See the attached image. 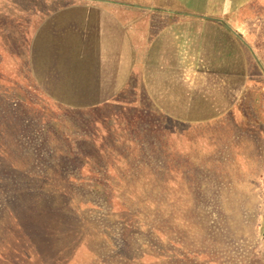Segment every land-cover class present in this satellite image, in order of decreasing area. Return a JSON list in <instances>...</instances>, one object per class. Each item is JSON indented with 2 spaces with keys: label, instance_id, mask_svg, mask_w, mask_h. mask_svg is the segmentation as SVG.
<instances>
[{
  "label": "rangeland",
  "instance_id": "rangeland-1",
  "mask_svg": "<svg viewBox=\"0 0 264 264\" xmlns=\"http://www.w3.org/2000/svg\"><path fill=\"white\" fill-rule=\"evenodd\" d=\"M34 1L0 0V9ZM7 10L0 17V264H264V27L250 36L237 26L245 41L234 51H226V38L217 51L204 41L202 57L185 46L178 56L169 37L149 51L140 32L128 87L116 100L77 106L35 89L29 50L15 34L19 11ZM148 51L156 57L146 58ZM246 103L249 126L237 109L246 115ZM86 157L95 161L86 165ZM183 165L182 174L173 172ZM130 167L170 172L154 187L151 176L128 179ZM159 200L161 207L150 206ZM120 202L132 214L166 220L173 241L177 217L194 227L179 235L183 246L162 241L148 228H126Z\"/></svg>",
  "mask_w": 264,
  "mask_h": 264
},
{
  "label": "crops",
  "instance_id": "crops-1",
  "mask_svg": "<svg viewBox=\"0 0 264 264\" xmlns=\"http://www.w3.org/2000/svg\"><path fill=\"white\" fill-rule=\"evenodd\" d=\"M28 5L33 77L63 105L116 100L138 67L140 32L149 51L169 37L178 43V56L185 46L202 57L204 41L217 51L219 39L226 38V51H234L245 41L237 26L246 25L250 36L264 27V0H35ZM149 51L145 57L154 59Z\"/></svg>",
  "mask_w": 264,
  "mask_h": 264
},
{
  "label": "trees",
  "instance_id": "trees-1",
  "mask_svg": "<svg viewBox=\"0 0 264 264\" xmlns=\"http://www.w3.org/2000/svg\"><path fill=\"white\" fill-rule=\"evenodd\" d=\"M30 3H33V2H29V3H20L19 2V3H16V4L14 3V5L13 4L12 5L8 4L9 7L7 8L9 10H10V8H12L14 10L18 9L17 11H19L18 12L19 21H18L17 26H16L15 34L19 35L17 41L24 42L27 45L26 46L28 48L27 50H29L30 39H31V36H32L33 28H34L32 20H30V17H31L30 14L32 12V10L29 9L30 6L28 5ZM4 8L5 7H3V9ZM7 9H4V10L0 9V17L1 16H5L6 11H8ZM1 22H2V20L0 21V35H3V34H5V30L3 29V27H5V23H3V22L1 23ZM1 37L3 38V36H1ZM28 53H29V51H28ZM35 89H40V87L37 85ZM247 106H248V104L246 103V107H245V108H247L246 109V115H245V112H244L245 110H243L240 105H238L237 109L244 117H246V126H249V124L251 123V119H253V117H252V115H250L251 113H249V110H250L249 108L250 107H247ZM156 128H157V126L155 127V129ZM158 128H160V127L158 126ZM160 130H162V127L160 128ZM0 150H3V149H0ZM3 154H1V155H3ZM130 155L132 157L128 156L129 159H133L135 161V160H138V158H140L141 153L137 152V153H133V154H130ZM64 156L68 157V154L67 155H63V157ZM71 157L72 156L69 155L68 159H71ZM64 159L66 160L67 158H64ZM86 159H87L86 165L87 164L89 165L90 163L95 161V159H93L92 157H86ZM8 167L13 172L19 173L18 170H17L18 168L16 166H14L13 163L9 164ZM183 168H184V165L181 166V167H177V168L173 169V172L174 171L175 172H180L182 174V171L184 170ZM112 170H114V172L117 171V169H111V170L108 169V170H105V172H110ZM167 170H165V168H161L159 173H158V176H157L156 173L153 170H152L153 173L151 172L150 169L149 170L148 169H144V170H141V171L134 172L132 170V168L130 167L129 169L125 170V173L129 172L128 179H131L133 177L134 180L138 179L139 176L141 178H145L144 180H147L151 176V183H152V185L154 187H156L157 185H159V186L161 185L162 186L163 184H165V182H167L166 178H164V177H166V174L168 172H170V170H168V172H167ZM118 176L121 177V176H123V174L119 172ZM68 177L70 178V176H68ZM158 178H160V179H158ZM122 179H124V178H122ZM107 182L109 183V180H107ZM164 202H163V200L154 201L152 203L150 202L151 203L150 206H153L155 209H157V208L161 207L164 204ZM160 204H162V205H160ZM118 205H119V208H120L118 216L120 217V220L124 223L123 225L126 228L130 227L131 229H135V230H138L140 228H148L149 231H152V233H155L156 235H158V237L160 239H162V241L169 242V243L170 242H175L178 246H183V243H184V241L181 240L182 237H180L179 235L182 234V236H183V233L185 234V232H188V233L190 232L191 233V231H192L191 229L194 227L189 222V220H187L186 218H183V217L182 218L181 217H177L178 219L174 218L177 221L176 224L178 226L177 227L178 230H175V231L176 232L178 231V233L176 235V240L177 241H173L174 239L171 237L172 233L168 232V230L165 229L166 220L164 221V220L160 219L159 218L160 216H154L152 219L151 218L148 219L149 217H145V216L139 215V214L130 213L129 212L130 211V207L127 206L125 204V202H120ZM175 231H173L174 232L173 233L174 236H175ZM205 257L208 258V255H205Z\"/></svg>",
  "mask_w": 264,
  "mask_h": 264
}]
</instances>
